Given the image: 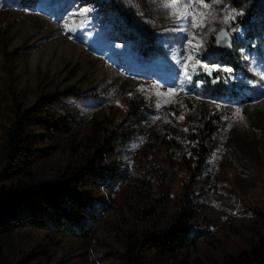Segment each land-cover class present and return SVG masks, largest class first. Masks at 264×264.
<instances>
[{"label":"rangeland","instance_id":"374dc122","mask_svg":"<svg viewBox=\"0 0 264 264\" xmlns=\"http://www.w3.org/2000/svg\"><path fill=\"white\" fill-rule=\"evenodd\" d=\"M164 3L0 0V195L21 181L45 185L69 175L88 156L86 134L94 126L116 133L105 174L112 189L96 194L99 206L79 202L87 199L80 186L71 188L74 197L62 195L61 207L47 199L20 206L21 223L37 216L49 232L29 229L12 236L0 258L138 264L126 256L128 238L145 229L151 208L158 211L160 227L185 214L191 227L201 228L206 240L196 253L206 261L224 263L264 236V0H222L210 9L195 5L191 11L212 13L201 27L174 14L183 15L182 5L166 9ZM223 27L233 41L230 54L241 59L243 70L216 52ZM169 38L180 47L190 40L199 45L183 54L196 53L189 63L191 80L182 75L186 60L170 70L147 59L156 46L168 48ZM197 59L220 70L199 69ZM215 81L221 84L213 86ZM170 90L175 94L166 95ZM42 107L46 118L70 117L68 133L22 174H2L14 124ZM207 118L217 130L204 177L194 180L190 134ZM121 125L130 128L125 139ZM32 126L25 122L22 128Z\"/></svg>","mask_w":264,"mask_h":264},{"label":"trees","instance_id":"16d2710c","mask_svg":"<svg viewBox=\"0 0 264 264\" xmlns=\"http://www.w3.org/2000/svg\"><path fill=\"white\" fill-rule=\"evenodd\" d=\"M159 50L161 51V47L156 46V51ZM236 57L238 56L233 54L225 56L228 60L234 59L233 65L237 71L243 70L239 63L241 59ZM219 81H215L213 86L220 85ZM43 108L22 114L14 124L4 146V172L2 174L11 170L22 174L27 167L32 166L44 156V152L54 149L52 145L60 142L68 133L70 117L63 116L61 119L52 120L44 116L45 109ZM25 122L33 123L34 128L23 129L22 125ZM121 126L119 134L125 139L130 134V128ZM216 130L217 126L207 118L198 129L190 134L194 142V180L204 177L211 158L210 147ZM115 134L114 131L105 130L101 125L94 126L86 134V142L91 145V148H88V156L81 166L72 170L69 175H64L59 181L45 185H37L32 180L30 184L21 181L9 191L1 194L0 248H3L5 240L25 230L30 229L31 232L38 233L49 232L37 216L31 218L27 224L21 223L17 219V209L20 206L31 208L37 204L39 199H47L54 207H61L62 195L74 197L71 188L80 186L87 199L79 202L86 207L97 208L99 203L94 201L96 194L101 193L102 189H112L111 181L105 174L106 166L115 155L113 149L116 141ZM114 174L117 180L123 179L119 176L120 171H115ZM66 215L72 216L69 211ZM157 216L156 208L149 209L147 218H145L147 222L145 229L137 236L130 235L128 238L126 256L134 259L138 264H264V236L259 237L249 249L242 251L239 255L228 257L224 263L217 260L211 262L204 260L196 253L197 247L206 240L205 233L201 228L191 227L185 214L174 218L167 228L160 227ZM0 264H23V262H13L10 258L3 256L0 258Z\"/></svg>","mask_w":264,"mask_h":264},{"label":"snow or ice","instance_id":"6c2138e0","mask_svg":"<svg viewBox=\"0 0 264 264\" xmlns=\"http://www.w3.org/2000/svg\"><path fill=\"white\" fill-rule=\"evenodd\" d=\"M222 2V0H210V2H207V0H191V2H184V0H165L164 7L166 9H172L174 7H177L178 5H182V12L183 15L180 14V12L174 13L179 19L181 20H188L189 17H191V23L193 27H201L204 24V17L212 15L211 12H193L191 9L194 8L195 5H198L202 9H210L213 5H218ZM227 23V20L224 21ZM189 45H191V40L189 41ZM199 47V45H197ZM194 59V57L189 54L186 61L182 64L183 72L182 75L185 79L191 80L192 74L188 70L189 69V63ZM197 67L202 70H206L208 72L212 71H219L220 69L217 67H214L212 65L203 63L199 59L195 61ZM193 71H196L194 68ZM224 71L231 72V69H224ZM141 91H144V89H141ZM175 94V90H170L166 93L168 96H172ZM157 95H161V93H157ZM167 102V101H166ZM240 109H236V114L238 115L240 113ZM183 116H180L179 119H183ZM187 131V129H185Z\"/></svg>","mask_w":264,"mask_h":264},{"label":"bare ground","instance_id":"6f19581e","mask_svg":"<svg viewBox=\"0 0 264 264\" xmlns=\"http://www.w3.org/2000/svg\"><path fill=\"white\" fill-rule=\"evenodd\" d=\"M185 31L182 30L181 33L185 32ZM187 33L189 34L190 37H192V35L190 34V32L187 31ZM179 35H181V34H179ZM168 41H171L172 42V43H169L168 48L166 47L165 50L156 51L154 54H152L151 56H148L147 57V59L149 58L148 59L149 62L155 59L154 64L158 61V62L161 63V66L164 67L166 65V68H169L170 70H172L173 66L179 67L181 65V63L184 60H186V58L188 57V55H186L184 57L183 54L186 53V50L188 48H190L192 46L195 47V48L197 47V45L194 44V43H192V42H191V45H189V42H188V43H185L183 46L180 47L177 43H175V39L174 38H169L166 41V44H167ZM192 56L195 57L196 56V53H194ZM163 61H165L166 63H163ZM160 73L163 74V69H160L159 68V73L157 75H159Z\"/></svg>","mask_w":264,"mask_h":264},{"label":"water","instance_id":"95a60500","mask_svg":"<svg viewBox=\"0 0 264 264\" xmlns=\"http://www.w3.org/2000/svg\"><path fill=\"white\" fill-rule=\"evenodd\" d=\"M216 52L221 55H228L232 52L233 41L226 28H220L216 39Z\"/></svg>","mask_w":264,"mask_h":264}]
</instances>
